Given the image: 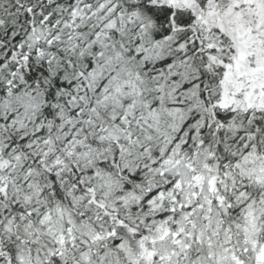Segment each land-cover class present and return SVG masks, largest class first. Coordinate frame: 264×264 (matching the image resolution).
<instances>
[{
    "label": "snow or ice",
    "instance_id": "snow-or-ice-1",
    "mask_svg": "<svg viewBox=\"0 0 264 264\" xmlns=\"http://www.w3.org/2000/svg\"><path fill=\"white\" fill-rule=\"evenodd\" d=\"M0 264H264V0H0Z\"/></svg>",
    "mask_w": 264,
    "mask_h": 264
}]
</instances>
